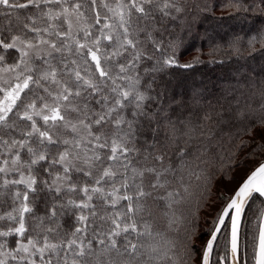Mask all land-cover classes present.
<instances>
[{
  "label": "snow or ice",
  "instance_id": "1",
  "mask_svg": "<svg viewBox=\"0 0 264 264\" xmlns=\"http://www.w3.org/2000/svg\"><path fill=\"white\" fill-rule=\"evenodd\" d=\"M224 10L264 18V0ZM211 13L210 0H0V264H212L225 228L219 260L248 264L241 224L264 203V161L204 197L237 153L264 152V69L211 88L171 71L203 62L181 50ZM251 246L264 264V212Z\"/></svg>",
  "mask_w": 264,
  "mask_h": 264
},
{
  "label": "trees",
  "instance_id": "2",
  "mask_svg": "<svg viewBox=\"0 0 264 264\" xmlns=\"http://www.w3.org/2000/svg\"><path fill=\"white\" fill-rule=\"evenodd\" d=\"M210 4L212 13L208 15L202 26L198 27L193 37L186 43L185 48L181 50L184 52L181 59L182 63L197 56L203 62L191 69H172L171 71L176 74L175 80L188 86L207 84L211 88L214 84L224 85L225 81H235L241 74L261 72L264 69V48H261L257 43L255 49L251 50L248 41L254 36L259 37L260 32L264 31V18L249 15L246 18L234 19L224 10L225 0H210ZM237 35L242 38L238 43L240 51H230L229 45ZM237 70H239V73ZM179 91H183V88ZM257 143H261V141L258 139ZM250 153H252L251 146L247 150L237 153L238 159L232 162L234 170L229 172L226 168L224 183L213 182L211 191L206 193L204 198L214 199L218 192L230 194L237 186L236 183L230 181V177L234 176L237 183L241 182L248 172L258 163L264 161V152L257 150L252 155ZM237 163L241 167L236 168ZM214 180L218 181L220 177L216 176ZM195 208L196 201L194 199L191 211L195 212ZM263 210L264 203L261 202V199H255V202L250 203L245 210L241 227V251L248 264H253L251 235L253 229L258 226V218ZM207 213L208 208L202 205L198 228L208 229L209 225L205 219ZM207 219L210 221L211 218L207 217ZM226 233L227 229H222L217 246L214 247L212 264H217V261L222 264L219 258L223 253H226ZM197 236H201L199 231ZM207 238V235H203L202 238H197L194 241L197 248L195 254L197 257L201 253Z\"/></svg>",
  "mask_w": 264,
  "mask_h": 264
},
{
  "label": "rangeland",
  "instance_id": "3",
  "mask_svg": "<svg viewBox=\"0 0 264 264\" xmlns=\"http://www.w3.org/2000/svg\"><path fill=\"white\" fill-rule=\"evenodd\" d=\"M241 172V171H239ZM225 256V253H223V255H221V257ZM222 264H224V261H221Z\"/></svg>",
  "mask_w": 264,
  "mask_h": 264
},
{
  "label": "water",
  "instance_id": "4",
  "mask_svg": "<svg viewBox=\"0 0 264 264\" xmlns=\"http://www.w3.org/2000/svg\"><path fill=\"white\" fill-rule=\"evenodd\" d=\"M263 212H264V210H263ZM241 227H242V224H241ZM215 247V246H214ZM229 259H230V255H229Z\"/></svg>",
  "mask_w": 264,
  "mask_h": 264
}]
</instances>
